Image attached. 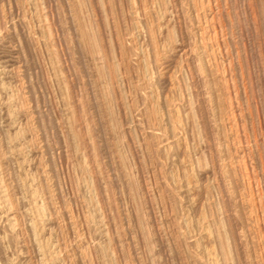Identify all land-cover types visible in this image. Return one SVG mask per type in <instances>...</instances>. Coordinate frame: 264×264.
Segmentation results:
<instances>
[{
    "label": "rangeland",
    "instance_id": "374dc122",
    "mask_svg": "<svg viewBox=\"0 0 264 264\" xmlns=\"http://www.w3.org/2000/svg\"><path fill=\"white\" fill-rule=\"evenodd\" d=\"M0 264H264V0H0Z\"/></svg>",
    "mask_w": 264,
    "mask_h": 264
}]
</instances>
